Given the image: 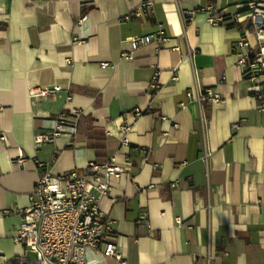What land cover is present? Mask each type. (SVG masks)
Segmentation results:
<instances>
[{"label": "crops", "instance_id": "crops-1", "mask_svg": "<svg viewBox=\"0 0 264 264\" xmlns=\"http://www.w3.org/2000/svg\"><path fill=\"white\" fill-rule=\"evenodd\" d=\"M143 1L0 0V264L34 258L14 241L15 212L41 175L111 159L124 172L99 207L123 259L90 253L89 264H264V112L234 49L257 38L197 12L264 0H153L151 18L129 19ZM161 29L165 45L123 58L129 39ZM204 89L225 102L199 103ZM137 108L147 112L134 120ZM75 113L74 139L36 148Z\"/></svg>", "mask_w": 264, "mask_h": 264}, {"label": "built area", "instance_id": "built-area-1", "mask_svg": "<svg viewBox=\"0 0 264 264\" xmlns=\"http://www.w3.org/2000/svg\"><path fill=\"white\" fill-rule=\"evenodd\" d=\"M197 12L207 14V22L213 26L237 27L246 23V34H254L257 44L252 45L247 39L241 38L235 50H240L239 65L243 68L248 81L256 86V97L259 111L264 112V85L258 84L264 74V4L252 2L234 14L229 7H218L209 3ZM154 13V1L144 0L130 18L149 19ZM186 20L191 15H186ZM167 33L161 29L155 34L135 36L129 39V49L123 58L132 59L133 54L143 47L156 43L165 45ZM103 66H106L104 64ZM159 73L151 83V94L161 90L158 81ZM59 88L42 90L36 93L39 97L58 92ZM187 96L193 98L192 92ZM199 103L221 104L225 100L213 89L199 91ZM147 111L137 108L130 115L134 120ZM77 113L62 114L56 119L55 127L48 132L37 133L35 146L41 149L54 143L59 137L74 139L78 132ZM132 124L122 127L123 143L127 142V134ZM124 169L117 166L113 159L104 163H90L84 173L77 170L59 175L46 173L41 175L30 195V204L25 209L15 212L21 223L14 241L34 255L31 264H89V254L94 253L102 258H114L122 261L118 235L112 223L107 221L100 210V200L110 191L108 179L120 176ZM26 260V259H25Z\"/></svg>", "mask_w": 264, "mask_h": 264}, {"label": "trees", "instance_id": "trees-1", "mask_svg": "<svg viewBox=\"0 0 264 264\" xmlns=\"http://www.w3.org/2000/svg\"><path fill=\"white\" fill-rule=\"evenodd\" d=\"M256 95V93H254ZM9 264H29L25 259L17 258Z\"/></svg>", "mask_w": 264, "mask_h": 264}, {"label": "rangeland", "instance_id": "rangeland-1", "mask_svg": "<svg viewBox=\"0 0 264 264\" xmlns=\"http://www.w3.org/2000/svg\"><path fill=\"white\" fill-rule=\"evenodd\" d=\"M29 257H30V258H33V257H34V255L30 253V254H29Z\"/></svg>", "mask_w": 264, "mask_h": 264}]
</instances>
